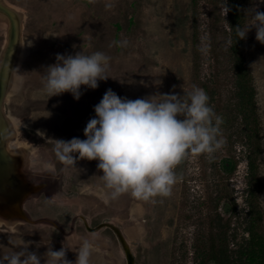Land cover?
<instances>
[{
    "label": "rangeland",
    "instance_id": "1",
    "mask_svg": "<svg viewBox=\"0 0 264 264\" xmlns=\"http://www.w3.org/2000/svg\"><path fill=\"white\" fill-rule=\"evenodd\" d=\"M229 1L199 0L197 6L199 77L215 93L211 107L216 116L232 111L235 102L232 30L222 9ZM257 5L264 12L260 0L243 3L242 28ZM193 21L192 0H0V152L5 166L0 167V255L27 244L44 264L49 246L66 247L67 259L75 261L76 250L88 239L93 244L90 264H128L125 247L134 264H195L198 253L208 250L217 213L229 218L228 234L230 239L235 235V242L248 237L249 215L262 212L259 229L264 231V44L255 39V29L242 39L262 137L252 170L239 138L242 126L233 115L231 122L218 116L222 147L212 157L182 160L174 170L171 196L154 202L124 194L105 203L108 193L95 160H78L76 168L57 179L45 174V164L58 171L62 167L54 140L86 139L83 130L107 89L132 100L203 89L193 76ZM96 51L110 57L111 77L99 81L98 88L82 85L79 100L68 92L48 99L41 94L42 75L57 53ZM229 155L236 161L230 175L218 166Z\"/></svg>",
    "mask_w": 264,
    "mask_h": 264
},
{
    "label": "clouds",
    "instance_id": "2",
    "mask_svg": "<svg viewBox=\"0 0 264 264\" xmlns=\"http://www.w3.org/2000/svg\"><path fill=\"white\" fill-rule=\"evenodd\" d=\"M222 9L225 15L230 10L226 2ZM252 29L255 39L264 44V12L258 5L251 8L250 23L245 28L236 27L237 40L246 39ZM109 61L110 57L100 51L89 55L57 53L56 62L46 66L42 75L41 94L48 99L68 92L79 100L82 85L96 89L99 81L111 77L107 75ZM94 111L95 116L83 130L86 139L54 140L55 158L62 167L58 171L48 163L44 171L57 179L66 169L76 168L78 160L98 161L97 169L102 170L100 178L108 193L105 203L124 194L144 202L169 197L177 181L174 170L182 160L189 155L212 157L223 144L219 139L222 121L209 105L207 93L197 86L191 91L184 89L183 95L157 93L135 100L120 97L109 88ZM92 251L93 244L84 239L76 250V260L70 261L66 247L53 250L49 246L43 254L44 264H90ZM41 260L27 244L0 255V264H41Z\"/></svg>",
    "mask_w": 264,
    "mask_h": 264
},
{
    "label": "trees",
    "instance_id": "3",
    "mask_svg": "<svg viewBox=\"0 0 264 264\" xmlns=\"http://www.w3.org/2000/svg\"><path fill=\"white\" fill-rule=\"evenodd\" d=\"M199 0H192L194 6L193 21V76L201 82L203 90L209 96V105L213 106L215 93L211 91L206 82H202L199 77L201 70V54L198 40V18L197 6ZM245 0H230L228 3V18L230 19L231 45L229 47L232 56L234 71V98L233 107L228 112L218 111V116H227L228 122L235 117L240 121L243 135L239 136L244 143L248 153V166L250 170L254 166V157L260 154L262 150L261 124L258 114L256 101V88L253 82V76L246 66L242 53V39L236 35V27L242 28L243 14L242 8ZM237 40V41H236ZM236 41V42H235ZM225 125V124H224ZM223 172L230 175L236 168L234 158L224 156L218 165ZM222 196L221 199H223ZM220 199V198H219ZM221 201V200H220ZM218 221L214 226V231L210 232V243L208 250L198 253L201 257L196 258L195 264H264V231L259 229L262 223V212H258L255 217L249 215L246 220L245 231L248 237H243L235 242V235L230 239L228 234V219L223 214L217 213ZM225 220V222H223ZM223 222V224H221ZM218 239L219 243L216 242Z\"/></svg>",
    "mask_w": 264,
    "mask_h": 264
},
{
    "label": "water",
    "instance_id": "4",
    "mask_svg": "<svg viewBox=\"0 0 264 264\" xmlns=\"http://www.w3.org/2000/svg\"><path fill=\"white\" fill-rule=\"evenodd\" d=\"M2 93H3V82L2 80H0V100L2 98ZM2 154L0 152V167H5L4 164L1 163V160H2ZM4 157V156H3ZM1 173V172H0ZM2 176L0 175V184L3 183V180H2ZM125 251H126V254H127V261H128V264H134V261H135V258L131 252V250L128 248V247H125Z\"/></svg>",
    "mask_w": 264,
    "mask_h": 264
},
{
    "label": "built area",
    "instance_id": "5",
    "mask_svg": "<svg viewBox=\"0 0 264 264\" xmlns=\"http://www.w3.org/2000/svg\"><path fill=\"white\" fill-rule=\"evenodd\" d=\"M248 211V210H247Z\"/></svg>",
    "mask_w": 264,
    "mask_h": 264
},
{
    "label": "crops",
    "instance_id": "6",
    "mask_svg": "<svg viewBox=\"0 0 264 264\" xmlns=\"http://www.w3.org/2000/svg\"><path fill=\"white\" fill-rule=\"evenodd\" d=\"M1 185V184H0Z\"/></svg>",
    "mask_w": 264,
    "mask_h": 264
}]
</instances>
